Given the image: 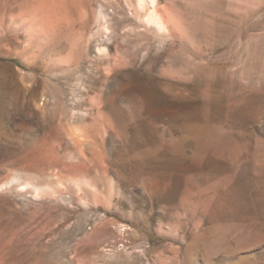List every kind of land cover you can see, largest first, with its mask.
Returning <instances> with one entry per match:
<instances>
[{"label":"rangeland","instance_id":"obj_1","mask_svg":"<svg viewBox=\"0 0 264 264\" xmlns=\"http://www.w3.org/2000/svg\"><path fill=\"white\" fill-rule=\"evenodd\" d=\"M31 1L0 0L4 264H264V0H67L38 55Z\"/></svg>","mask_w":264,"mask_h":264},{"label":"bare ground","instance_id":"obj_2","mask_svg":"<svg viewBox=\"0 0 264 264\" xmlns=\"http://www.w3.org/2000/svg\"><path fill=\"white\" fill-rule=\"evenodd\" d=\"M32 1H34V0H32ZM32 1H31V4H32ZM152 1L155 3L154 0H152ZM66 2H67V0H40L39 3L37 4V6L35 5L37 2L36 3L34 2L33 5H35V6L30 10V12L28 11V13H29L28 15L31 14L29 17L28 16L24 17L23 14L20 17H18L17 23L19 26H21L22 32L24 33L25 38H27L28 43H30L31 48L34 49V50L33 49L32 50L34 51L35 54H37V53L38 54H43V53L45 54V51L51 49L56 44V41L58 40V37L60 34V30L58 32V26L61 25L62 23H65V20L67 22L68 21L67 19L69 18V17L66 18V16L69 15V13H68L69 10L67 11ZM106 2H109V0H106ZM120 2H121V5H124L125 7H130V5L132 4L128 0H122ZM135 2H136L137 7H144V5H145V0H135ZM118 4H120V3H118ZM154 11L151 14L152 20L159 23L160 17L155 15ZM7 25L8 26L12 25L9 19H7ZM107 30H109V29L107 28ZM73 36L75 37V35H73ZM74 37L67 40L68 41L67 44L70 47V50H71V48L73 49V45L76 41ZM76 37H77V35H76ZM78 39L80 40L79 37H78ZM34 53L32 56L33 58L37 57V55H38V54L35 55ZM42 58H43V56H42ZM68 62L69 61L67 59H65V56H64V58H62V57L58 58L57 57V59H55V60H53L52 58L50 59V63L55 64L59 68H64V67L68 66ZM69 221H70V218L68 217L67 219L64 220V222L62 224H60L58 226V229L60 228V226H62L63 224H65ZM81 260H82V258H81ZM0 264H4V262L1 259H0Z\"/></svg>","mask_w":264,"mask_h":264}]
</instances>
